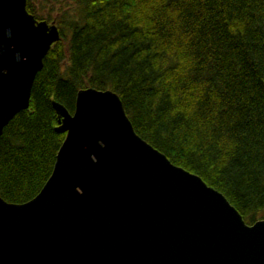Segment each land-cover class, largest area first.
I'll return each mask as SVG.
<instances>
[{
  "label": "trees",
  "instance_id": "obj_1",
  "mask_svg": "<svg viewBox=\"0 0 264 264\" xmlns=\"http://www.w3.org/2000/svg\"><path fill=\"white\" fill-rule=\"evenodd\" d=\"M69 1L28 107L0 133V197L39 190L64 136L51 100L71 112L91 86L114 91L135 133L245 223L264 218V0ZM35 3L25 9L42 19Z\"/></svg>",
  "mask_w": 264,
  "mask_h": 264
},
{
  "label": "water",
  "instance_id": "obj_2",
  "mask_svg": "<svg viewBox=\"0 0 264 264\" xmlns=\"http://www.w3.org/2000/svg\"><path fill=\"white\" fill-rule=\"evenodd\" d=\"M58 39L25 0H0V133ZM51 105L64 136L31 198L0 197V264H264V218L245 223L137 135L114 91L79 88L71 112Z\"/></svg>",
  "mask_w": 264,
  "mask_h": 264
},
{
  "label": "rangeland",
  "instance_id": "obj_3",
  "mask_svg": "<svg viewBox=\"0 0 264 264\" xmlns=\"http://www.w3.org/2000/svg\"><path fill=\"white\" fill-rule=\"evenodd\" d=\"M38 11L36 13L43 18L49 16V19L45 21L49 23H53L56 26V16L65 11L67 14H72L75 11V4L69 0H36L35 3ZM57 27V26H56ZM65 49V48H64ZM65 52V50H64Z\"/></svg>",
  "mask_w": 264,
  "mask_h": 264
}]
</instances>
